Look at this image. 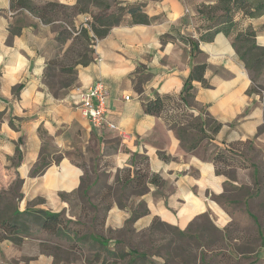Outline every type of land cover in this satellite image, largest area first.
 Wrapping results in <instances>:
<instances>
[{
  "label": "crops",
  "instance_id": "obj_1",
  "mask_svg": "<svg viewBox=\"0 0 264 264\" xmlns=\"http://www.w3.org/2000/svg\"><path fill=\"white\" fill-rule=\"evenodd\" d=\"M31 1L37 6L49 1L70 6L77 2ZM122 1L142 4L152 21L114 26L105 37L89 45L90 58L86 59L85 51L81 55L71 53L82 42L80 34L59 38L57 25H66L61 19L47 22L28 8H12V0H0V160L10 167L6 165L7 160L20 148L23 159L16 171L30 190V195L25 193V197L42 196L47 206L40 205L41 208L64 211L68 219L77 222L76 216L70 213L69 199L60 196V193L69 196L79 191L82 177L86 175L84 165H87L81 160L73 161L74 158L80 156L92 164L94 178L88 185L89 190L97 186L103 171L109 174L108 187L113 189L119 169H128L130 177L137 170L157 174L159 183H149L140 194H127L124 205L113 195L106 217L99 220L94 214L87 224L102 221L106 230H117L136 216L132 224L137 231L148 229L155 218L187 230L205 218L218 228L221 240L233 244L212 249L217 254H235L239 264H263L264 215L257 212L256 206H264V199L255 197L260 191L255 184V173L263 174L260 166L264 167V97L249 92L252 75L234 46V36L249 27L261 29L264 13L251 17L238 12L235 32L230 35L218 32L212 40L200 41L199 51L195 52L189 39L198 38L202 29L193 7L209 2ZM72 19L77 29L88 26L86 13ZM256 41L264 46L263 30L258 32ZM60 61L64 70L73 72V78L56 91L47 83L46 75L49 67ZM200 63L206 64V84L193 81L187 105L179 96L194 65ZM147 74L149 78L141 81L140 77ZM97 81H103L109 89L107 120L117 124L127 136L107 123L93 126L75 105L78 99L75 87H90ZM157 94L173 96L167 104L172 107L171 116L175 113L182 119L184 113L200 114L220 122L221 128L212 133L208 124L209 136L190 149L168 122L166 112L155 115L145 111V102ZM50 145L54 148L51 152L46 149ZM226 147L229 149L226 155L241 156L247 163L243 167H228L234 168L236 177L217 170L215 156ZM43 152L52 161L39 172L37 167ZM58 155L61 161L55 164ZM66 161L79 172L64 170ZM105 161H109V166L104 167ZM52 168L57 170L54 179L47 177ZM72 180L76 183L71 188L61 186L62 182ZM230 184L236 189L245 186L250 192L242 188L243 195L231 196ZM89 204L94 210L99 208L95 203ZM97 233L83 229L81 232L62 230L57 234L41 228L34 233L31 229L21 241L0 237V264H54L55 261L102 264L101 259H93L94 251H90L88 242L78 240L72 247L67 239ZM55 235L69 246L55 242ZM89 239L92 240L91 236ZM113 240L110 239L111 243ZM203 251L213 255L207 248ZM159 255H153L147 264H169ZM114 262L125 264L117 257H111L108 264Z\"/></svg>",
  "mask_w": 264,
  "mask_h": 264
},
{
  "label": "trees",
  "instance_id": "obj_2",
  "mask_svg": "<svg viewBox=\"0 0 264 264\" xmlns=\"http://www.w3.org/2000/svg\"><path fill=\"white\" fill-rule=\"evenodd\" d=\"M113 3H116L117 7H119V15L113 13ZM17 7L28 8L29 10L37 13L41 19L47 22L61 19V21L65 22L66 25L59 31V38H67L73 34H80L82 37L88 39L89 45L94 43L96 39L105 37L116 25L126 22L134 24L150 23L152 21V18H150L143 11L142 4H123L122 0H77L76 4L73 6L66 5L58 1H49L43 6H37L33 4L31 0H12V8ZM198 12L201 18L206 21V25L205 28L199 30L198 38L189 39L192 50L195 52L199 51L200 41L212 40L214 35L218 32H224L227 35L235 32L238 26V21L236 20L238 12H243L245 15L251 17L263 14L264 0H216L214 3H204L202 8H198ZM79 13H86L89 15L87 27L82 26L80 29H77L74 26L72 18ZM127 15H130V18H128ZM125 17L129 20L125 21ZM260 28L261 29L258 30L249 27L244 31L237 32L234 36V46L240 58L245 62L249 71L250 69H257L258 74H261L264 69V46L259 45L256 41L258 32L262 30L264 31V24ZM90 33H92V35ZM75 38L76 36H74V39ZM205 71V63L196 64L194 65L189 77L186 79L184 88L181 91L179 98L187 105L189 103V97L192 96V89L194 87L193 81L201 80L206 84L204 76ZM149 76V74L143 75L140 79L141 81H144L147 80ZM137 88L140 89L139 85ZM249 92H253V90L250 89ZM172 98L173 96H161L157 94L154 99H149L145 102L144 108L147 113L155 115H161L163 112H166L168 114V122L177 129L179 137L184 141V137L189 132L192 124H187L183 118L178 119L175 113H173L172 116L169 114V109L172 107H169L167 104L169 100H172ZM178 105L180 104L178 103ZM175 118H177V120H175ZM197 119H200L196 125L202 133V137H200V139L198 138L192 140V142L188 145L186 144L190 149L195 148L202 139L209 136L206 132V126H208V124H211V128L209 129L212 133L218 131L222 126L220 122L212 121V119H205L201 115L200 118ZM227 150L229 149L224 148L217 152L215 156L216 165H218L219 161L228 159L226 156ZM16 153L19 160L16 165L11 164V167L15 170L22 160L20 148H17ZM217 169L218 172L221 173L219 166H217ZM124 181L126 185L142 189V191L147 189V185L149 183L160 182L157 174L150 175L148 172L142 170H137L134 176L129 177ZM111 195V193L105 195V199L108 201L104 204L103 209L106 212L111 207ZM63 196L65 197L64 194ZM3 210L4 211L0 214V226L3 228H1L0 237H12L16 241H21L23 236H27V234L30 233V230L28 231V229H24L26 222L24 219L26 218L33 217L35 223L39 224L42 229L57 234H61L62 230L81 232L85 226V224L82 223L81 227L72 228L69 225L72 223L71 219H68L65 212L61 211L55 212L45 208L32 209L31 207L20 209L19 206L14 209L9 208L7 209L8 211H6V209ZM135 219L136 216H133L128 222H133ZM78 224L81 223L78 222ZM157 225L170 226L183 232V230L162 222L158 218H155L152 225L148 229H154ZM212 225L214 224L212 223ZM216 230L219 231L217 227ZM90 236L92 240L89 239ZM194 237L197 238L199 236L195 234ZM67 239L70 241L69 243L72 247L76 246L78 240L81 242H90L92 248L91 250L94 251L93 259L95 261L101 259L102 264H108L111 257L120 258L125 264H147L151 262L153 255H159V253L156 252L149 253L135 248H131V251L127 252L125 248H120V245L124 243L121 239H116L115 242L112 241L111 243V237L107 238L103 236L101 232H99V234L97 233L95 236H92L91 234H84L80 237L68 236ZM114 246L115 248H112ZM200 255V260L205 262L207 254L202 252ZM87 261H90V259ZM54 264L58 263L55 261ZM112 264H118V262H114Z\"/></svg>",
  "mask_w": 264,
  "mask_h": 264
},
{
  "label": "rangeland",
  "instance_id": "obj_3",
  "mask_svg": "<svg viewBox=\"0 0 264 264\" xmlns=\"http://www.w3.org/2000/svg\"><path fill=\"white\" fill-rule=\"evenodd\" d=\"M119 1V0H118ZM209 3L215 2L216 0H205ZM206 2H201L199 5L197 4L193 8L196 11L197 16L199 17V25L200 28H205L206 21H204L201 16L199 15L198 8H202L203 4ZM113 13L116 15L120 14L119 7H117L116 3H113ZM125 21L129 20L128 18H124ZM70 20V19H67ZM57 27L59 30H62L63 24H58ZM88 44V45H87ZM83 48V50L81 49ZM90 46L88 43V39L85 37L82 38V42H80L77 46L74 47V49L71 50V53H76L75 55H81L82 52L85 51V58H90ZM89 52V53H88ZM63 63L62 61L56 62L52 66L49 67L47 70V83L55 88V90H59V87H61L63 84L67 83L69 80L73 78V72L72 71H66L62 67ZM250 73L253 78V85L251 89L255 93H260L264 97V69L261 74H258L257 69H250ZM55 91V92H56ZM181 104V103H180ZM1 118V115H0ZM197 118H200V114L194 115L193 113H184L183 119L188 124H192V126L189 129V132L184 137V144L188 145L192 142L194 139H200L202 137V133L200 132L199 128L197 127L196 123H198ZM204 118V117H203ZM227 148V147H226ZM47 150H50V152L54 149L51 145L46 148ZM47 152H43L42 159L40 163L38 164L37 171L41 172L46 168L49 163L52 161L47 156ZM71 155V154H70ZM61 155H58L55 159V164H59L61 161ZM79 156V155H78ZM227 156V160H221L219 161L218 165L221 172L227 173L231 177H236V174L234 173V168L237 166H242L245 163L243 158L241 156H233L229 157ZM80 157V156H79ZM74 158L73 161H82L84 165V169L86 171V175L82 177V183L79 191H75L74 193H71L69 196H65L70 201V213L74 216H76V219L81 223L78 224L76 220H71L72 223L69 225L73 227H81L82 223L85 224L83 227L84 230H94L97 232L105 233L109 237L113 238V242L116 241V239H121L124 243L120 245V248H135L140 251H146L149 253H159V256H162L166 259V262L169 264H239V257L237 255L233 254H224L219 255L217 252H215L212 249L219 248L220 247H227L231 246L233 244H230L228 241L221 240V234L216 230V226L212 225L210 223L211 221L209 219L201 218L197 220L196 223L191 225L192 227H188L187 230H183V232L174 229L170 226L166 225H157L154 229H145L141 231H137L136 228L133 227L132 222L125 223V226L121 229L114 230L112 228H108L107 230L103 226L102 221L100 223H95L88 225L89 223L88 219L91 218L92 215L97 214L98 219L102 220V218H105L107 215V212L103 209L104 204L108 200L105 199V195L112 194L111 197L113 198V195H115L118 198V202L120 205H124V200L127 194H133L137 193L140 194L142 189L134 188L130 185H128L127 189H125V181L130 177L129 170L126 168L119 169L117 172V178L116 182L117 185L115 189L113 187H108V177L109 174H104L105 172H102V178L99 179V183L96 187L92 189H88V185L94 178V174L91 173L92 170V164H88V160H83L81 157ZM23 159V154H22ZM19 157L17 153L15 156L11 157L7 160V166H10L11 164L16 165L18 162ZM22 161V160H21ZM104 167L109 166V161L102 162ZM3 162L0 160V214L3 212V209H14L15 207L19 206L22 209L26 207L33 208H41L40 205H46L47 200L42 197L38 196L36 198L30 199L28 197H25V193H28L30 195V190H27L25 187L24 179L21 178L20 174L18 173V170H14L13 168L4 166ZM228 167H234V168H228ZM64 170L68 172H79V169L76 168L74 165H72L70 162L66 161L63 165ZM261 170L260 172H263V174H257L255 173L256 177V186H259L260 191L257 192L258 194L261 193V196L259 198L255 196L257 199H264V167L260 166ZM218 170V169H217ZM57 173V170L55 168H52L48 171L47 177L48 178H55V174ZM76 183V180H72L67 182H62L61 186L66 188H71ZM112 181V186H113ZM87 188V189H86ZM242 188H246L247 192H250V189L243 186ZM239 188L236 189L233 185L230 184L229 189L231 190V196H241L245 193V190ZM89 190V192H88ZM60 196L63 198V194L60 193ZM109 197V195H108ZM91 198V200H90ZM107 198V197H106ZM220 199V198H219ZM89 203H95L99 205V208L97 210H94ZM4 207V208H3ZM2 208V209H1ZM256 210L261 215H264V206L260 208V206H256ZM261 211V212H260ZM64 212V211H63ZM25 222V228L28 229V231L32 229V232H36V230H40L41 227L39 224L35 223V220L33 217L24 219ZM210 221V222H209ZM92 227V229L90 228ZM2 226H0V232H1ZM3 229V228H2ZM197 234L199 237L195 238L194 235ZM54 241L57 242L59 245L69 246L68 243L64 242L63 239L58 238L56 235L54 236ZM257 243V242H256ZM90 245L91 243L88 242ZM264 244V240H263ZM91 246V245H90ZM89 246L90 251H92L91 247ZM115 248V246H114ZM204 248H207L211 251H213V255L206 256L205 262H202L200 260V251L204 252ZM61 249V248H60ZM88 249V250H89ZM218 250V249H217ZM58 254L61 253V250H58ZM90 257V256H88ZM263 257V256H262ZM214 258V260H212ZM264 264V257L262 260Z\"/></svg>",
  "mask_w": 264,
  "mask_h": 264
},
{
  "label": "built area",
  "instance_id": "obj_4",
  "mask_svg": "<svg viewBox=\"0 0 264 264\" xmlns=\"http://www.w3.org/2000/svg\"><path fill=\"white\" fill-rule=\"evenodd\" d=\"M74 90L78 96L75 105L80 108L83 116L88 118L93 126L101 127L107 123L109 127L119 130L122 136L128 135L117 124L107 120L109 89L103 81H97L90 87L77 86ZM126 99H129V96H126Z\"/></svg>",
  "mask_w": 264,
  "mask_h": 264
}]
</instances>
